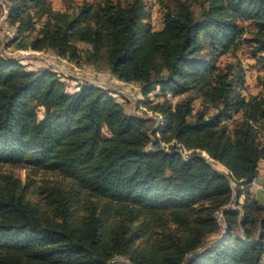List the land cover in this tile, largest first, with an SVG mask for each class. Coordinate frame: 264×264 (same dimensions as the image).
<instances>
[{
	"label": "trees",
	"instance_id": "1",
	"mask_svg": "<svg viewBox=\"0 0 264 264\" xmlns=\"http://www.w3.org/2000/svg\"><path fill=\"white\" fill-rule=\"evenodd\" d=\"M8 1L33 49L102 62L160 118L153 140L112 88L70 90L0 51V264H264V189L249 188L264 184V96L242 93L241 63L221 60L248 44L264 65V0H159L157 28L144 0H83L71 14ZM36 167L59 177L34 199L30 173L13 169Z\"/></svg>",
	"mask_w": 264,
	"mask_h": 264
},
{
	"label": "rangeland",
	"instance_id": "2",
	"mask_svg": "<svg viewBox=\"0 0 264 264\" xmlns=\"http://www.w3.org/2000/svg\"><path fill=\"white\" fill-rule=\"evenodd\" d=\"M7 8H9V1L4 0ZM52 7L55 11H61L65 13H73L77 10L83 0H50ZM121 2H127L128 0H115ZM147 3V7L151 12V20L153 26L155 28L162 26V18L163 11L161 9V5L159 0H144ZM10 14V13H9ZM9 14L4 18L5 12L3 9V3L0 2V51L7 56H11L13 58H18L22 64H24L28 69H38V68H51L53 70H57L62 74L63 79H65L68 83V87L70 90H74L76 88L77 82L79 81H88L95 84H101L104 87H109L114 90L113 94L117 97V100L120 102H125L126 109L128 112L142 116L144 118H150L148 121V126H150V136L155 140V136L152 133V130L158 125L159 119L158 114L154 113L147 106H140L142 104L140 101L145 98L142 93L140 87L136 83H127L123 80L118 79L113 76V74L108 71L107 67L101 62L99 66H96L86 60L87 55L84 54L80 62L72 61L68 58L62 57V59L54 58V52L51 50H36L30 46L32 42V38H34L35 31L27 30L24 33L19 32L18 23L14 24L11 22L9 18ZM37 20L40 19L37 14L35 17ZM10 31L11 34L6 33V31ZM78 45L86 48V43L79 42ZM248 44H244L236 53L229 52L223 56H221V60L223 62L233 61L240 62L241 66L245 70V83L242 87V93L246 95H261L264 96V89L261 84L262 80H264V65L261 62H258L257 59L250 52ZM264 54V53H263ZM115 78V79H113ZM76 79V80H72ZM119 93V94H118ZM122 94V95H121ZM151 97L157 100L161 99V95H156V93L151 92ZM163 99V98H162ZM175 101V99H174ZM195 109H199L202 107V99L198 98L195 101ZM259 136L262 140H264V127L259 129ZM153 147V142L148 145V148ZM185 155L189 153V151L184 150ZM202 155L209 158L207 152H202ZM218 166V163H215ZM22 178L28 176L30 173L31 180L33 182V188H31V196L36 199L38 197V192L34 189L43 183L45 180H53L58 178L59 175L45 170L40 167L33 168L31 170L27 168H15L13 169ZM260 170L262 171L261 176L264 179V161H260ZM262 184L261 182H259ZM262 189V187H260ZM264 189V188H263ZM262 189V190H263ZM263 192V193H262ZM261 194L264 196V191ZM256 196H259V199L264 202V197L261 194L254 193ZM244 197L238 198L236 186L234 185V194H233V202L230 204L233 207H238L235 202L239 199L243 200ZM240 208V207H239ZM241 209V208H240ZM242 210V209H241ZM218 221L220 224L225 226V221L223 219L222 210H220L217 214ZM224 229V227H223ZM241 233L243 234V230L241 229ZM119 259L126 260L124 257L119 256Z\"/></svg>",
	"mask_w": 264,
	"mask_h": 264
},
{
	"label": "built area",
	"instance_id": "3",
	"mask_svg": "<svg viewBox=\"0 0 264 264\" xmlns=\"http://www.w3.org/2000/svg\"><path fill=\"white\" fill-rule=\"evenodd\" d=\"M0 2L3 3V9H4V12H5L4 18H5L10 13V9L7 8V5H6L4 0H0ZM6 33L9 34V36L11 34V32L8 31V30L6 31ZM53 56H54V58H57L59 60L62 59V56H60V55H58L56 53ZM113 76H115V75H113ZM113 79H115V78H113ZM232 184H233V186L235 185V182L233 180H232ZM260 187H262V189H263L264 188V184H260L257 180H253L252 182L249 183L250 190H254V189H257V188H260Z\"/></svg>",
	"mask_w": 264,
	"mask_h": 264
},
{
	"label": "crops",
	"instance_id": "4",
	"mask_svg": "<svg viewBox=\"0 0 264 264\" xmlns=\"http://www.w3.org/2000/svg\"><path fill=\"white\" fill-rule=\"evenodd\" d=\"M219 165H220V167L223 169L224 166H223L222 164H219ZM263 171H264V170H263ZM261 173H262V171H261ZM262 193H263V192H262ZM258 194H261V192H258ZM261 196L264 197L263 194H261ZM257 197L259 198V196H257Z\"/></svg>",
	"mask_w": 264,
	"mask_h": 264
},
{
	"label": "water",
	"instance_id": "5",
	"mask_svg": "<svg viewBox=\"0 0 264 264\" xmlns=\"http://www.w3.org/2000/svg\"><path fill=\"white\" fill-rule=\"evenodd\" d=\"M225 210H226V208L222 210V213H224Z\"/></svg>",
	"mask_w": 264,
	"mask_h": 264
}]
</instances>
